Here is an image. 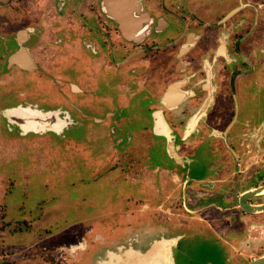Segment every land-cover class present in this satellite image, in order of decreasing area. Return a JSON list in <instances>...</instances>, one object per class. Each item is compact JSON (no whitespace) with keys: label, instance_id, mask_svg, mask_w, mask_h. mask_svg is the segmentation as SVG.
Returning <instances> with one entry per match:
<instances>
[{"label":"flooded vegetation","instance_id":"af4514ba","mask_svg":"<svg viewBox=\"0 0 264 264\" xmlns=\"http://www.w3.org/2000/svg\"><path fill=\"white\" fill-rule=\"evenodd\" d=\"M11 2V18L0 17L1 132L62 137L75 126L92 142L110 127L108 142L94 149L128 157L129 178L154 185L144 186L156 198L152 210L173 192L205 195L207 182L189 184L196 177L236 182L249 170H239L243 162L253 179L264 174V141L254 148L247 131L264 140V112L241 118L245 102L264 94V0ZM16 110L57 113L67 125L59 134L24 131L9 118ZM123 113H149L150 120L129 132L117 124ZM156 117L162 126L155 130ZM202 153L215 167L198 168Z\"/></svg>","mask_w":264,"mask_h":264},{"label":"rangeland","instance_id":"374dc122","mask_svg":"<svg viewBox=\"0 0 264 264\" xmlns=\"http://www.w3.org/2000/svg\"><path fill=\"white\" fill-rule=\"evenodd\" d=\"M12 7L11 0L8 6H0V17L10 19ZM102 77L105 79L107 75ZM262 95L258 93L256 99L245 102L241 113H251L258 107L262 115ZM88 103L97 107L92 98ZM92 114L102 116V113ZM123 114L117 124L129 132L142 128L145 119L150 120L149 113ZM105 123L109 125L112 121ZM1 131L0 264H70L73 255L69 250L79 251L81 259L88 243L99 240L104 251L112 246L109 243L112 237L125 238L130 231L125 227L142 220L146 206L148 216H152L151 204L155 200L146 191L154 185L148 181L142 185L138 181L140 177L129 178V159L121 155L122 151L113 157L111 151H106L104 157L101 150L94 149V143L108 142L106 134H111L110 127L103 128V140L97 136L92 142L85 140V131L75 126L62 137L48 133L21 138ZM206 159L202 153L194 163L203 169L208 165ZM144 186L149 188L144 190ZM187 244V241L180 244L178 264H183ZM204 247H197L200 256L196 254V261L200 264L206 260Z\"/></svg>","mask_w":264,"mask_h":264},{"label":"crops","instance_id":"0c3cea01","mask_svg":"<svg viewBox=\"0 0 264 264\" xmlns=\"http://www.w3.org/2000/svg\"><path fill=\"white\" fill-rule=\"evenodd\" d=\"M252 113L254 112L243 113L244 117L241 118L244 120L253 118ZM255 115L261 116V113L257 112ZM155 119L156 130L162 126V121L158 117ZM62 129L56 134H59ZM32 131L34 133L51 132L39 127L33 128ZM239 131L245 132L244 129ZM247 131L248 138L253 139V144L250 145L257 148L263 144L264 140L261 139L260 131L259 133L254 129ZM218 162L221 163V160L216 163ZM204 166L215 167V162H208V165ZM250 167L251 164L243 162L239 170L249 169L245 171L246 177L231 183L224 177H220V181L208 176H203L201 179L196 177L189 181L186 177L187 183L184 181L183 188L188 181L191 182L189 184L195 183V187L200 185V182H207V185L202 186L210 190L203 191L205 195H198L193 191L185 195L183 191L182 197L177 192L165 198L161 197L154 205L155 208L151 209L152 216H148L149 211L146 206L142 213V220L125 227L126 231L130 229L129 232L138 228L142 229L137 239L131 240L126 247H120L119 242L123 236L112 237V241L109 242L112 246L107 247V243V249L104 251L100 249L99 240L94 244L88 243L81 259H79V251L69 250L68 253L73 255L70 264H178L177 254L179 255L182 241L189 242L187 250L183 252L181 260L183 264H200L196 261V254L200 256V250H197L198 245H204L206 249V260L202 264H250L254 259L264 256V211L250 214L239 207V198L243 193L264 187V174L253 179L252 176L247 175L252 173ZM189 184L188 189L191 188ZM224 184H228L227 188L230 190L226 193L216 191V189L220 190ZM180 200H185L186 204L190 203L191 206L187 207L184 203L185 207L181 208ZM247 203L249 205L264 204V190L248 198ZM165 214L167 219L164 217ZM159 220L162 221L159 222ZM165 220L169 224H165Z\"/></svg>","mask_w":264,"mask_h":264},{"label":"water","instance_id":"95a60500","mask_svg":"<svg viewBox=\"0 0 264 264\" xmlns=\"http://www.w3.org/2000/svg\"><path fill=\"white\" fill-rule=\"evenodd\" d=\"M121 1H128V0H121ZM120 24L121 27L125 30V23L123 22V20H120ZM127 25H131V23L129 22L127 23ZM127 30L128 32L130 31L129 29ZM10 60H14V57H11ZM9 118L13 123H15L24 131L26 130L28 131L29 129L39 127L40 129L49 130L51 132L57 133L56 129L59 128V124L61 122H63L64 125H67L65 121L61 120L58 117L57 113H39V114L29 115L16 110L12 114H10ZM263 190L264 187H261L260 189H257L255 191H251V192L249 191L243 193L239 198V207L245 213H250V214L264 211V204L249 205L247 203L248 198L252 197L253 195L260 194ZM141 232L142 229L140 228L133 230L132 232H129L127 236L119 242L120 244L119 246L126 247L131 240L137 239ZM250 264H264V256L254 259Z\"/></svg>","mask_w":264,"mask_h":264},{"label":"bare ground","instance_id":"6f19581e","mask_svg":"<svg viewBox=\"0 0 264 264\" xmlns=\"http://www.w3.org/2000/svg\"><path fill=\"white\" fill-rule=\"evenodd\" d=\"M64 126V124H63V122H61L60 124H59V128L58 129H56V131L57 132H59L60 131V129L62 128ZM155 245V244H154ZM156 250V249H155ZM152 253V252H151ZM126 256V255H125ZM153 262V261H152Z\"/></svg>","mask_w":264,"mask_h":264}]
</instances>
